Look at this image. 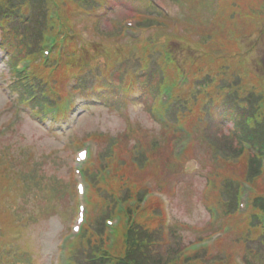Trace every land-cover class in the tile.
<instances>
[{"label":"trees","instance_id":"trees-1","mask_svg":"<svg viewBox=\"0 0 264 264\" xmlns=\"http://www.w3.org/2000/svg\"><path fill=\"white\" fill-rule=\"evenodd\" d=\"M136 1L138 30L142 33L132 38L125 36V25L118 17H111V29L103 27L104 19L111 14L110 10L102 14L109 0H58L59 14L54 16L51 11L57 7L53 0H0V51H4V60L10 67L12 90L18 92L20 99L29 101L41 119L46 118V105H64L68 96L66 85L71 79L76 81L73 89L81 88L89 99L110 108L121 109L128 103L129 92L137 89L140 99L151 111L164 84H177L187 76L190 81L176 88L167 117L173 122V132L178 133L175 125L185 124L211 149L208 169L213 178L209 180V187L215 180L214 198L226 217H235L234 233L220 240L216 251L208 248L184 254L183 248L188 242L182 231L184 224L178 220L168 223L164 203L154 197L144 208L137 205L136 219L133 208L127 207L130 219L118 229V241L111 258H100L99 253L108 242L105 218L116 211L117 196L123 200H140L149 187L143 184L136 187L137 180L154 177L156 184L164 188V170L179 168L171 157L164 162L154 159L160 152L167 153L169 140L162 133L146 138L139 136L136 129L122 134L98 132L102 141L99 167H113L114 171L108 184L101 180L97 168L90 171L93 183L90 218L77 241L73 264H240L233 259L234 244L238 243L242 264H264L261 220L264 214L261 156L264 154V75L249 65L238 39L242 32L264 35L261 27L264 0H248L229 16L227 13L219 27L207 31L195 26L196 30H191L189 35L174 28L168 15L150 0ZM173 1L191 3V0ZM193 1L209 7L210 0ZM212 2L220 6L221 0ZM240 2L234 0L233 4ZM224 14L225 11L217 17ZM216 15L207 19H214ZM83 18L90 23L89 38L82 33ZM244 22L247 27L242 31ZM59 25L67 35L62 42ZM229 27L235 37L228 39ZM47 33L57 36V50L48 64L41 57ZM193 34L199 38H191ZM174 41L181 44L182 52L194 42V47L202 54L192 57L187 53L180 59ZM25 56L36 59L30 79L23 78L14 68L17 60ZM131 79L136 86L130 84ZM71 138L76 140L78 135L75 133ZM245 141L250 142L255 151H248L243 145ZM30 154L26 165L15 164L20 167L14 176L20 185L19 197L28 200L29 193H34L36 198L40 191L41 194L53 193L61 188L68 196L66 210L71 215L74 188L70 178L48 175L43 159L30 163ZM194 155V145L189 146L181 157L182 163ZM46 178L49 181L45 182ZM240 178L251 182L257 190L252 193L251 209L238 216ZM9 179L0 175V240H7L0 249V264H35L34 256L26 248L9 239L10 227L17 223L27 225L38 218L41 209L37 213L28 210L25 203L16 200L17 194H9L11 185L3 190L2 182L10 183ZM11 199L14 201L10 202Z\"/></svg>","mask_w":264,"mask_h":264},{"label":"rangeland","instance_id":"rangeland-1","mask_svg":"<svg viewBox=\"0 0 264 264\" xmlns=\"http://www.w3.org/2000/svg\"><path fill=\"white\" fill-rule=\"evenodd\" d=\"M163 6L171 7L173 16H176L181 19L182 26L181 31L185 32L186 35H189L191 30L196 25L192 19L185 20L187 13L192 12L189 9L188 5L186 7L185 3H175L171 0H155ZM219 0H215L218 2ZM226 0H221L220 6H213L214 2L210 0V7L208 8L210 12L212 11L213 15H216L215 18H224L225 15L234 11L236 8H239L240 5L245 4L248 0H241L239 5H234V0H230L228 8L225 9V14L222 17H217L218 15L224 12L223 2ZM167 4V5H166ZM112 8L116 9L114 12L115 17L120 19H131L137 13L138 2L136 0H111ZM197 4H193L196 7ZM215 5V4H214ZM191 6V4L189 5ZM192 7V6H191ZM194 10V8L192 7ZM206 12V4L202 8H197L194 12L197 20V25L205 26L204 29H212L215 27L214 21H210L209 24L205 19L209 16V13ZM251 17H255L254 13H250ZM249 15V16H250ZM204 23H203V22ZM200 22V24H199ZM83 28L87 29L90 24L88 19L81 21ZM220 26V24H218ZM104 26L111 29L112 22L108 18L104 21ZM201 27V26H200ZM247 27V23L244 22L240 30H244ZM264 30V24L261 25ZM84 32H86L84 30ZM244 33V32H242ZM241 33V34H242ZM199 38L198 35L194 36V39ZM193 38V37H192ZM240 41L244 52L246 53L249 59V65L254 68L260 75H264V35H262L261 40H258L256 34L246 35L243 34L239 36ZM256 44L254 49L251 50V47ZM174 48L180 50L182 56H185L186 52H182L180 47L181 44L177 41L173 42ZM199 52L196 53L198 55ZM3 53L0 52V114L6 111V108L1 110V108L7 105L8 102V91L2 89V85H7L4 80L7 79L8 67L3 63L2 60ZM1 75H4L1 76ZM251 84H249L250 86ZM6 87V86H5ZM87 103V102H86ZM125 115L130 114L133 120L140 121L143 125H146L150 131L157 132L159 125L154 121L152 116L143 106L141 102L130 103L129 107H123ZM84 107H77L74 113L65 121H59L55 126L51 125L50 121H35L31 118H26L23 120V126L19 131L23 134H15L12 137L11 143L15 144V147L7 152L5 146H0V154L8 153V160L6 164L8 165L12 161V155L14 154V163H20L21 165H26L28 154H36L35 160L41 157L45 163V172L48 175L54 174L56 178L67 179L69 176V168L72 163V153L74 152L71 148L68 149L66 145H63L67 140V136L63 135L60 130H54L58 127L67 129L69 131L70 127H75V131L80 137H85L87 132L92 130H101L111 133H117L122 130L125 125V115H121L118 110H109L108 107L103 106L102 104H97L90 109L89 113L85 115ZM27 116V114H25ZM24 116V117H25ZM53 128V129H52ZM71 139V138H70ZM97 143L92 142V149L96 151ZM51 153L56 159L60 158L56 163L55 160L44 158L42 154ZM30 154V155H31ZM197 158L191 160L188 168L190 173H179L176 170H166L163 173V177L167 181V189H175V193L169 197L162 196L167 202L171 201L170 207L173 218L177 220L185 221L190 224H197L196 227H202L206 224L209 219V210L203 202V190L206 186V181L208 178L209 170L208 166H211L209 163L211 157L209 155V148L203 145H198L197 147ZM208 159V162L206 161ZM2 170L0 163V172ZM49 181L46 178L45 182ZM58 186L60 184L58 183ZM61 187V186H60ZM156 188V187H155ZM154 188V189H155ZM46 190V189H45ZM39 191V190H38ZM42 192V191H40ZM38 192L37 199L34 197V193H29L28 200L21 197L19 198L20 203H25L26 208L34 213L38 214V218H34L30 225L24 230L25 236L21 241L25 248L33 251L38 264H56L58 261L57 256L59 253V242L62 234L65 233L69 224L70 216L67 213L66 206L69 203L68 196L60 188L58 192L48 193L44 191L42 194ZM30 196V197H29ZM40 206H39V202ZM169 210V211H170ZM183 233L187 237V240L193 239L196 237L197 230L192 228L184 229ZM236 247L235 261L242 262L241 254L238 252L240 250V243Z\"/></svg>","mask_w":264,"mask_h":264}]
</instances>
